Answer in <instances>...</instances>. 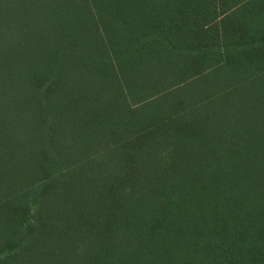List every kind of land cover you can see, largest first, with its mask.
<instances>
[{"label":"trees","instance_id":"16d2710c","mask_svg":"<svg viewBox=\"0 0 264 264\" xmlns=\"http://www.w3.org/2000/svg\"><path fill=\"white\" fill-rule=\"evenodd\" d=\"M0 264H264V0H0Z\"/></svg>","mask_w":264,"mask_h":264},{"label":"rangeland","instance_id":"374dc122","mask_svg":"<svg viewBox=\"0 0 264 264\" xmlns=\"http://www.w3.org/2000/svg\"><path fill=\"white\" fill-rule=\"evenodd\" d=\"M243 91V90H242ZM253 106V105H252ZM254 114H252V119L250 115H244L242 112L238 114H222L217 117L219 121V126H216L217 135L223 143L224 147L229 150L235 148V152L232 155H229V151L226 153L224 159L220 164H213L214 167L225 166V171L233 173L234 168L229 167H239L240 168V159L238 156L239 144L241 145L242 140L246 139L250 143L247 145V148L251 151H248L249 154L255 153L258 149L259 142L257 141V134L255 133V122L258 123V119H253ZM212 120V118H211ZM247 124V126H246ZM240 137H242L240 139ZM214 138H216L214 136ZM243 148V147H242ZM240 148V149H242Z\"/></svg>","mask_w":264,"mask_h":264}]
</instances>
